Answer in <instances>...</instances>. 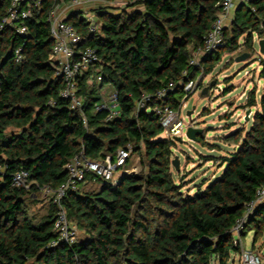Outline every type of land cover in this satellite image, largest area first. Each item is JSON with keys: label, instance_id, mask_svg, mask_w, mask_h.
I'll return each mask as SVG.
<instances>
[{"label": "trees", "instance_id": "1", "mask_svg": "<svg viewBox=\"0 0 264 264\" xmlns=\"http://www.w3.org/2000/svg\"><path fill=\"white\" fill-rule=\"evenodd\" d=\"M69 1L43 0L23 35L11 26L0 30V264H229L242 250L234 243L233 228L264 184V57L259 60L262 92L253 88L246 103L258 107L251 126L225 137L235 148L221 158L222 172L192 194L174 179L175 141L161 136L155 108H179L190 95L180 82L211 73L225 52L242 46L252 52L254 37L264 39V0L241 4L225 27L224 46L199 66L190 65V59L203 45L222 0H127L128 8L119 13L97 9L96 33H90L80 11L72 12L66 21L85 45L98 49L101 85L108 82L118 93L121 114L110 121L105 111L93 110L100 91L85 80L80 81L86 98L82 110H71L59 96L63 82L50 59L54 38L47 17L55 3ZM10 2L0 0V24ZM170 84L175 86L155 97ZM144 94L151 98L145 109L138 108ZM198 142L210 145L204 136ZM128 145L140 153L142 170L122 175L116 186L88 175L99 189L80 187L63 199L85 237L72 246L53 244L54 205L37 221L28 211L29 196L64 182L66 164L80 152L100 160ZM21 169L30 173V189L12 186V174ZM250 230L254 241L264 234V203L247 216L240 238Z\"/></svg>", "mask_w": 264, "mask_h": 264}, {"label": "built area", "instance_id": "2", "mask_svg": "<svg viewBox=\"0 0 264 264\" xmlns=\"http://www.w3.org/2000/svg\"><path fill=\"white\" fill-rule=\"evenodd\" d=\"M42 1L11 0L7 15L0 24V30L11 26L17 33L25 34L28 31L27 19L31 18L36 11L41 10ZM89 1L70 0L68 3H55L47 17L50 23L51 35L54 38L50 59L56 67V77L60 78L63 82V88L60 90L59 96L69 102L71 110H82L84 108L86 98L80 94L81 80H85L87 86L93 87L96 83L102 84L104 78L103 64L98 49L91 45H85L83 37L76 27L66 21L68 17L66 14L69 9H73ZM249 1L242 0V3H248ZM234 8L235 0L221 1V10L217 13L211 28L205 35L203 45L193 52L190 65H201L203 58L224 46L226 21ZM86 21L90 33H96L99 30L100 23L98 22L97 15L87 13ZM256 36L254 37L255 40ZM22 58V49L17 48L15 50V60L20 62ZM201 74H203V71ZM184 75H187L186 71H184ZM199 80L192 79L185 83L180 82V84H183L185 91L191 94L199 87ZM109 86L111 87L110 84ZM174 86L175 84H170L168 88L157 91L155 97H163ZM111 89V92L105 98H101V101L96 102L93 107L95 112H106V121L113 120L121 114L118 93L112 87ZM188 96H185L181 106L177 109L170 106L155 108L160 116V125L163 129L162 134L165 138L187 137L186 131L192 124L191 121L188 123L185 120L186 117L182 115V109L185 108V99ZM150 98L151 94H144L138 101L137 107L145 109ZM50 104L54 106L56 102L51 100ZM83 123L85 126L87 125V117L85 115H83ZM132 151V146L128 145L126 148L118 149L115 156L107 155L100 160L87 159L83 155V152H80L66 164L65 167L68 175L64 182L57 187L45 185L40 189L55 207L54 230L57 233V239L53 244L63 242L72 246L79 239V228L68 217L63 203L65 196L70 192L79 190L83 184L87 183V177L90 174L99 176L112 186H116L122 175L136 173L134 169H122L126 166ZM32 185L33 181L27 170L21 169L12 174L13 187L30 189ZM262 203H264V184L258 187L255 199L246 205L243 217L237 221L236 226L233 228L236 246L241 245L240 231L244 227L247 216ZM236 254H239L243 258L244 264H262L260 256L253 251L241 250L240 253Z\"/></svg>", "mask_w": 264, "mask_h": 264}, {"label": "rangeland", "instance_id": "3", "mask_svg": "<svg viewBox=\"0 0 264 264\" xmlns=\"http://www.w3.org/2000/svg\"><path fill=\"white\" fill-rule=\"evenodd\" d=\"M128 8L127 0H90L71 10L80 11L86 19L87 13L97 15V9H104L109 12L119 13ZM135 8H142L141 5ZM243 40V38L241 39ZM243 53H250V57L242 62H237L236 57ZM216 56V54H214ZM264 55L260 53L258 40L254 41V49L248 52L245 46L231 52H225L220 61L216 64L213 71L209 74H199L196 80H199V87L185 99V108L182 109V115L185 120L193 127L204 129L203 136L208 144H217L219 149L210 145H204L198 141L189 140L183 136V141H175L173 148V157L177 156L180 160V170L177 171L172 166V173L177 183L184 185L183 191L194 193L199 186L205 187L206 183H211L220 175L223 170L221 167V158L228 156L235 144L225 140V137L237 129H248L251 126V118L255 109L251 108L250 120H246V106L248 93L257 88L258 95L262 92V84L259 83L258 73L260 71V59ZM202 76V77H201ZM100 91L102 99L111 92L108 82L103 85L94 84ZM207 88L206 93L202 91ZM111 89V90H110ZM259 98V97H258ZM101 101L98 100L97 102ZM192 111V116L187 115ZM191 117V118H190ZM162 137H165L161 134ZM171 139V138H169ZM206 158H211L207 160ZM122 169H134L137 172L142 170L140 162V153L132 152L131 156ZM206 182V183H205ZM83 190H95L100 188V183L89 181L83 184ZM51 201L46 198L42 191L32 193L27 200V207L30 215L35 220H40L46 216L52 207ZM254 230L241 239V248L244 251H253L257 253L264 264V234L254 241ZM85 232L79 229L78 238L83 239ZM229 264H244L243 258L239 254H234Z\"/></svg>", "mask_w": 264, "mask_h": 264}, {"label": "water", "instance_id": "4", "mask_svg": "<svg viewBox=\"0 0 264 264\" xmlns=\"http://www.w3.org/2000/svg\"><path fill=\"white\" fill-rule=\"evenodd\" d=\"M258 44H259V50H260V53L264 55V39L261 38L259 41H258ZM250 57V53H243L241 54L240 56L236 57V61L237 62H242L246 59H248ZM207 91V88H205L202 93H206ZM252 112V109L249 108L247 111H246V120H250V114ZM188 117L189 116H192V111H189L187 113ZM203 133H204V129L202 128H196V127H193V126H189L187 131H186V135L188 137L189 140H192V141H198V139L203 136ZM175 141H179V142H182L183 139L181 137H176L174 139ZM171 165L175 168V170L179 171L180 170V160L177 156H175L172 161H171ZM54 221V220H53Z\"/></svg>", "mask_w": 264, "mask_h": 264}, {"label": "crops", "instance_id": "5", "mask_svg": "<svg viewBox=\"0 0 264 264\" xmlns=\"http://www.w3.org/2000/svg\"><path fill=\"white\" fill-rule=\"evenodd\" d=\"M241 4H242V0H235V8L230 12V14H229V17H228V20L226 21V25H228L230 22H231V20L233 19V17H234V14H235V11L241 6ZM142 7V6H141ZM75 10H71V11H68L67 12V16H69L72 12H74ZM257 40H260V38L258 37V36H256V40L254 39V41H257ZM260 72V71H259ZM258 79H259V83H261L262 84V87H263V82H262V80L259 78V73H258ZM111 90V89H110ZM100 96H101V94H100ZM102 98V97H101ZM100 98V99H101ZM235 148V147H234ZM234 148H233V150H232V152L234 151ZM92 183L93 184V182L95 183L96 182V180H93V181H89V183ZM98 183V182H97ZM85 186H83L82 188H84Z\"/></svg>", "mask_w": 264, "mask_h": 264}]
</instances>
